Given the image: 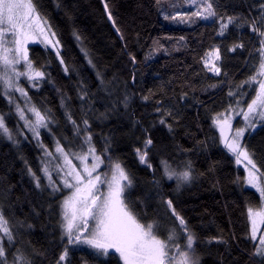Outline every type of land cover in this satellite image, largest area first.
Here are the masks:
<instances>
[{
    "label": "snow or ice",
    "instance_id": "6c2138e0",
    "mask_svg": "<svg viewBox=\"0 0 264 264\" xmlns=\"http://www.w3.org/2000/svg\"><path fill=\"white\" fill-rule=\"evenodd\" d=\"M102 4L107 19L123 42V54L131 65L129 80H121L118 74H114L106 81L105 73L97 69L85 51L87 63L95 70L99 87L92 92L90 85L73 69L78 79L72 87L76 92L75 100L79 102V106L73 108V97L62 87H56L51 74L37 68L29 56L30 43L38 42L46 49H54L66 78H71L67 76L69 67L61 55V41L40 0H0V88L9 107H14L17 117V124L10 128L7 120L12 113L0 112V136L16 147L18 159L24 165L21 172L30 178L33 192L44 197L39 204H32L29 200L32 204L30 215L39 219L46 211L49 217L47 227L51 229L48 233L51 237L49 248H37L31 240L25 239L35 225L29 222L28 216L16 218L14 226L10 223L6 211H11L10 202L16 185L7 175L0 176V264H74V252L86 250H91V260L82 256L81 264H112L111 259H105L109 257L115 259V264H202L200 249L214 242L225 249L219 264H264V166L257 163V160L264 162V142L255 146L251 143L255 135L264 133V0H255L254 7L249 5L247 15L235 11L228 14L225 9L229 6L235 8L236 5H226L223 0H179L171 3L146 0L144 5L148 7L149 14L155 8L158 16L162 15L165 21L177 24L212 21L218 26L216 35L223 39L228 38L230 27L236 31L247 28L256 37L248 51L249 59L244 61L252 70V75L245 80L233 81L222 58L224 54L247 50L242 37L231 45L223 42L213 45L198 61L205 74L212 73L221 78L216 84L201 87V93L228 88L230 102L227 107L207 117L211 121L210 127L218 130V137L213 138L212 143L218 140L235 163L243 165L246 176L242 180L237 177L234 183L251 186L259 194L258 205L249 203L246 206L250 224L248 237L255 243L251 252L244 250L243 256L235 254L231 238H225L222 233L202 236L197 226L190 224L178 210L184 191L205 176L204 172L194 167L192 159L176 160L174 154L188 156L208 149V138L197 139L188 130L191 126L187 115L189 108L197 109V118L200 107H204L206 113L210 112L204 101L197 98L195 83L186 78L179 85V92L172 88V95L167 90L171 80L162 82L156 90L149 89L148 95H141L140 99L149 101L157 94L162 97L154 104L152 114L157 119L145 121L139 118L132 107L136 93L130 92L129 87L136 86L141 61L131 50L128 41L135 40L139 44L140 33L126 35V29L119 26L108 0H102ZM74 35L77 41L82 42L79 34L74 32ZM166 39L173 38L169 36ZM177 43L187 46L184 36L179 37ZM152 45L144 56L145 61L157 52H168L160 43V38L153 39ZM253 59L255 63H251ZM22 77L32 88H38L42 83H52L60 97L62 115L66 124L70 125L71 137H56L50 127L59 128L53 110L42 107L43 101L41 107L33 103L28 91L20 86ZM192 77L193 80L197 79L200 73L193 72ZM98 92H103L107 97L106 101H101L105 109L103 112L95 107L100 99ZM17 93L23 98L24 107L13 99ZM238 116L241 117L240 126H235L234 121ZM112 120L117 121L115 129H109L107 134L95 131V127ZM192 123L199 130L198 119ZM125 124V135H131L140 144V147L134 148V154L151 177L145 180V184L151 186L149 191L154 193L157 203L155 212L151 214L144 200L131 199V189L134 187L131 170L112 156L116 132ZM157 125L167 129V142L162 137L154 136ZM42 129L52 137L53 149L44 144ZM182 129L184 135L190 136L194 142L191 148L176 142ZM29 136L43 153L35 170L20 151L22 143H31ZM97 139L101 141L99 150L96 147ZM170 145L174 153L168 152ZM154 160H158V163L153 164ZM215 167V163L209 165V174L214 173ZM165 181H174L175 186L166 191ZM31 195L26 192L25 198ZM58 196L62 198L57 200ZM15 199L18 201L19 197Z\"/></svg>",
    "mask_w": 264,
    "mask_h": 264
},
{
    "label": "trees",
    "instance_id": "16d2710c",
    "mask_svg": "<svg viewBox=\"0 0 264 264\" xmlns=\"http://www.w3.org/2000/svg\"><path fill=\"white\" fill-rule=\"evenodd\" d=\"M164 2H179V0H164ZM40 3L44 6L43 11L47 13L57 32V37L61 41V55L69 67L67 76L71 78H66V74L62 71V66L58 63L53 49H46L38 43L31 44L29 45V56L35 62L37 68L51 74V80L55 81L56 87H62L65 92L73 97V108L79 106V102L75 100V89L72 87L78 79L76 72L79 73V77L84 78L85 83L90 85L92 92H96L99 87L95 70L87 63L85 51L92 58L97 69L105 73L106 81L110 80L114 74H118L121 80H129L131 65L123 54V42L107 19L102 0H40ZM108 3L119 26L126 29V35L140 33L139 44L135 40L128 41L131 50L136 54L137 59L141 61V66L137 71L136 86L129 87L130 92L136 93L132 107L136 110L137 116L145 121L157 119L152 114L154 104L156 100H160L162 97L157 94L154 99L142 101L140 96L148 95L149 89L156 90L162 82L167 83L170 80L172 83L167 90L168 94L172 95V88L179 92V85L184 83L186 78L189 82L195 83L197 98L204 101V105L210 110L206 113L204 107H200L198 118L196 117V108H189L187 111L191 124L188 130L197 139L208 138L209 140L206 152L200 151L183 156L174 153L171 145L168 148L169 153L175 154L176 160L192 159L194 167L199 172L205 173V176L194 181L184 191L180 198L181 204L178 210L189 220L190 224L197 226V231L202 236L211 237L222 233L225 238H231L230 242L236 255L243 256L244 250L251 252L255 242L248 237L250 224L246 215V206L249 203L258 205L260 203L259 194L243 184L234 183L237 177H240L241 180L245 177L244 170L236 165L234 158L223 149L218 140L215 144L212 143L213 138L218 137V131L210 127L211 121L207 117L210 113L222 111L227 107L230 102L227 96L228 88L212 89L201 93L199 91L201 87L216 84L221 78L215 77L212 73L205 74L198 61L201 56L209 52L213 45L221 42L231 45L242 37L247 50L224 54L222 58L226 61L227 71L233 81L245 80L252 75L250 66H246L244 61L249 59L248 51L251 50L252 44L256 41L255 35L251 34L247 28L236 31L230 27L229 34H227L228 38L223 39L216 35L218 26L212 21H200L193 25L165 21L162 15H157L155 8L152 9L150 14L148 13V7L144 6L146 0H108ZM223 3L236 5L235 8L229 6L225 9L228 14L235 11L247 15L249 5L255 6V0H223ZM57 4H60V7H57ZM74 32L82 37V42L77 41ZM169 36L173 39H166ZM181 36L186 38L187 46L177 43V39ZM156 38H160V43L168 49V52H157L145 61L144 56L149 52L153 46L152 41ZM177 48L178 51L175 50ZM251 63H255V60L253 59ZM193 72H199L200 77L193 80ZM141 73H143L142 76ZM28 93L33 103L38 107L42 106L41 102L43 101L42 107L53 110L59 128L51 125L50 127H52L56 137L59 138L61 135L71 137L70 125L65 122L62 115L63 110L60 108V97L52 83H42L38 88L29 87ZM97 96L100 99L97 100L95 107L103 112L105 109L101 101H106L107 97L103 92H98ZM0 112L12 113L7 122L10 128H14L17 124L15 110L13 107H9L1 92ZM196 119H198L200 125L199 130L192 123ZM239 121L240 119L237 120V125H240ZM116 127L117 121L112 120L100 127H95V131L97 133L103 131L107 134L109 129H115ZM126 132V124L116 132L111 149L112 156L114 160H118L131 170L134 177L131 199L133 201H136L137 198L144 200L147 210L151 214L157 208L155 195L149 191L151 186L145 184V180L151 177L145 166L139 164L134 154V148L140 147V144L136 143L131 135H125ZM153 134L157 138L162 137L166 142L168 141L167 129L162 125H157ZM136 135H139V133ZM41 138L45 145L53 149V140L47 130L42 131ZM29 140L31 143H22L20 151L35 170L39 165L40 157H42V151L35 140L31 137H29ZM176 142L182 144L185 148H191L194 143L190 136L184 135L183 129L178 133ZM262 142H264V133L255 135L251 141L254 146ZM96 147L98 150L101 148L99 139L96 140ZM157 163L158 160L153 161V164ZM213 163L216 165L214 173L209 174V165ZM257 163L264 166V162L261 160H257ZM8 168L11 171H6ZM23 168L24 165L18 159L16 147L0 136V176L7 175L11 183L16 185L14 197L10 202L12 208L11 211H6V217L14 226L16 218L24 219L25 216H28L29 222L34 224L35 228L31 231V234L25 236V239L31 240L37 248H49L51 247L49 243L51 237L48 233L51 229L47 227L49 224L48 213L45 211L39 219L30 215L32 204L42 203L44 197L37 196L33 192L30 178L21 172ZM104 170L107 171V169ZM217 180L219 181L218 184H216ZM213 184H216V187H213ZM174 186V181L164 182L166 191ZM26 192L32 194L27 199L25 198ZM15 197H19V200L17 201ZM147 197L151 198L146 199ZM61 198L58 196L57 200ZM29 200L32 201V204L29 203ZM162 211L163 209H161ZM181 244H183V241H181ZM90 251L74 252V264H81L80 258L82 256L91 260ZM224 251V246H218L215 242L201 248L202 264H219L221 254ZM49 258L51 259V256ZM105 259H111L112 264H115L114 258ZM244 259L246 260L247 257L244 256ZM93 264H96V262H93Z\"/></svg>",
    "mask_w": 264,
    "mask_h": 264
},
{
    "label": "rangeland",
    "instance_id": "374dc122",
    "mask_svg": "<svg viewBox=\"0 0 264 264\" xmlns=\"http://www.w3.org/2000/svg\"><path fill=\"white\" fill-rule=\"evenodd\" d=\"M38 43V42H37ZM31 44H35V43H30L29 45H31ZM39 44V43H38ZM42 45V44H41ZM44 46V45H43ZM54 50V49H53ZM55 51V50H54ZM23 70V68H21V71ZM20 86L21 87H23L25 90H27L28 91V88L30 87V88H32L31 87V85H30V83L24 78V77H22L21 78V81H20ZM0 92L2 93V88H0ZM29 94V93H28ZM30 96V95H29ZM13 99L14 100H16L17 102H19L20 104H21V107H24L25 105H24V101H23V98L22 97H20L19 96V94L17 93L14 97H13ZM14 108V107H13ZM15 110V109H14ZM238 119H241V117H237L236 118V120L234 121V125L235 126H240V125H237L236 124V122H237V120ZM43 130H45V129H42L41 130V133H42V131ZM218 131V130H217ZM29 137H31V136H29ZM54 148V147H53ZM50 149V148H49ZM42 155H43V153H42ZM237 165V164H236ZM239 168H242L243 169V165H237ZM244 170V169H243ZM245 172V171H244ZM245 176H246V172H245ZM246 187H248V188H251V186H246ZM251 189H253V188H251ZM255 190V189H254ZM256 191V190H255ZM67 194V193H66ZM118 255V254H117Z\"/></svg>",
    "mask_w": 264,
    "mask_h": 264
}]
</instances>
